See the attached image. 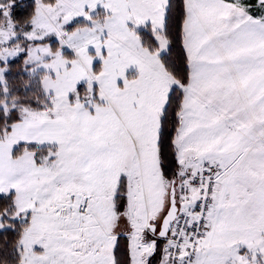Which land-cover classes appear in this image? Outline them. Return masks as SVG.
<instances>
[{"label":"snow or ice","instance_id":"snow-or-ice-1","mask_svg":"<svg viewBox=\"0 0 264 264\" xmlns=\"http://www.w3.org/2000/svg\"><path fill=\"white\" fill-rule=\"evenodd\" d=\"M0 264H264V0H0Z\"/></svg>","mask_w":264,"mask_h":264}]
</instances>
